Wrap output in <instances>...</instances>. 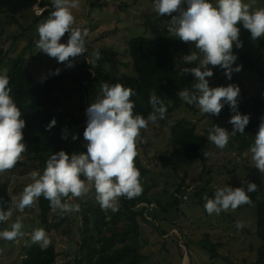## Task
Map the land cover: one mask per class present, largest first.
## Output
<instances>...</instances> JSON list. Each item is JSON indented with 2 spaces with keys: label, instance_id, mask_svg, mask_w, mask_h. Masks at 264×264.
<instances>
[{
  "label": "rangeland",
  "instance_id": "rangeland-1",
  "mask_svg": "<svg viewBox=\"0 0 264 264\" xmlns=\"http://www.w3.org/2000/svg\"><path fill=\"white\" fill-rule=\"evenodd\" d=\"M41 1L0 0V57H5L0 73L7 69L10 76L18 57L22 55L37 86L48 77L58 80L78 74L80 68L85 66L92 73L101 70L117 78L129 77L130 83H135L139 77L134 76L131 71L128 42L138 37L155 39L175 35L168 31L171 16H159L155 13L153 0H80V7L73 10L76 19L74 26L89 30L86 38L87 51L72 60L74 66L69 68L67 62L59 63L55 58L39 52L35 46V41L39 38L37 26L51 14L49 12L44 16L40 15L45 9L41 8ZM45 1L52 4V0ZM212 2L215 3V0ZM244 2L252 5L253 10L264 7V0ZM68 38L69 34L66 33L60 42L66 44ZM257 40L250 37L248 49H255ZM190 46L192 51H196L194 45ZM96 51L100 52L101 58L98 61L93 55ZM256 54L254 53L255 57ZM238 65L241 64L235 62L232 67ZM256 67L257 70L254 71L242 68L238 73L233 72L231 80L223 71L220 80L209 79L210 87L236 84L241 90L264 100V62ZM56 69H60L59 75H50ZM66 83L73 86L71 78ZM192 89L190 93L199 95L194 87ZM100 96L102 90L98 83L87 89L86 98L74 95L70 103L71 114H80L81 106L88 108ZM181 101L186 103L182 98ZM193 107L197 110L196 113L181 107L165 123L173 125L184 119L195 125L197 133L205 139L208 146L209 155L204 162L182 158L179 150L170 142L169 126L161 124L160 120L149 124L143 132V143L138 146V157L149 171L148 197L152 206L145 215L148 221L154 220L153 215L156 218V221L149 224L140 222L139 249L144 257L142 264H256V250L260 245L255 236L257 205L264 199V193L250 205H242L235 211L229 210L219 215L206 213L203 196L206 194L212 197L216 188L225 185L233 188L245 187L246 190V182L255 183L258 189H264V174L254 167L251 153L246 151L240 154L237 145L231 140L223 150L209 142L208 130L214 125L228 130L227 124L222 120L203 118L204 114L199 108L195 105ZM77 131L73 129L71 136ZM76 141L86 153L84 138ZM25 144L27 152L23 154V160L14 169L0 174V186L6 185L12 201L14 197H19L26 185L33 182L30 173L39 171L37 164L26 159L28 153H34L33 145ZM177 189L180 192L176 195L179 201L174 204L172 196ZM251 194L248 193L249 196ZM71 202L79 204L80 211L68 215L67 220L61 222L58 228H46L42 225L37 203L26 208L24 213L14 209L12 217L7 223H2L0 230L9 228L16 217L21 216L25 236L14 242L0 240V264H20L22 247L34 244L31 232L40 227L48 233L52 241L50 246L57 253L55 264H70L79 258L81 235L78 227L82 221L81 211L87 213V217L91 219L92 212L102 213L108 219L114 213L100 209L94 189L83 199H74ZM163 207L167 209L162 211ZM94 220L100 221V216L95 215ZM238 221L244 224L242 229L236 227ZM90 227V232L94 234L93 225ZM160 231L164 233L161 234ZM203 241L215 245L220 258L211 259L209 253L200 247Z\"/></svg>",
  "mask_w": 264,
  "mask_h": 264
},
{
  "label": "clouds",
  "instance_id": "clouds-1",
  "mask_svg": "<svg viewBox=\"0 0 264 264\" xmlns=\"http://www.w3.org/2000/svg\"><path fill=\"white\" fill-rule=\"evenodd\" d=\"M52 6L54 10L37 26L39 38L35 46L39 52L55 58L59 63L67 62V67L71 68L74 66L72 60L87 51L89 30L74 26L73 10L80 7V0H52ZM152 6L159 16H171L169 32L196 49L182 58L185 64L197 66L185 67L181 74L194 76L196 83L193 87L199 95L190 93L188 89L180 90L177 95L187 104L197 106L203 114L218 117L226 104L231 109L232 115L227 121L232 125L231 132L218 125L208 130V141L223 150L237 133L244 134L250 115L238 111L241 91L238 85L210 87L207 78H211L214 72L209 65L224 69L229 80L233 72L242 70V65L232 67L238 58L233 53V47H243L241 26L253 40L264 37V7L253 10L252 5L244 0H215V3L212 0H153ZM66 33L69 34L67 43H61ZM93 55L97 61L101 58L99 51ZM59 73L60 69H56L50 75ZM100 87L102 96L97 97L85 111L87 120L83 138L86 153L73 152L69 155L60 150L52 154L42 173H30L33 182L23 188L18 198L14 197L12 203L0 198V223H7L14 209L24 213L41 197L49 202L52 212L63 216L79 212V204L70 201L83 199L93 189L100 209L113 213L119 211L122 197L132 200L143 193L141 172L135 163L140 155L138 146L143 143L142 130H146L150 123L165 119L167 107L153 92L149 97L152 111L145 118L134 112L133 89L120 83H102ZM12 91L7 69H4L0 73V174L14 169L27 152L23 142L26 122L21 118L23 113ZM55 124L53 119L46 130L50 131ZM61 138L67 139V136ZM72 139L75 141L78 136L73 135ZM249 152L254 167L264 174V119ZM203 154L205 157L209 155L207 152ZM246 183V190L245 187L225 185L216 188L212 197L205 194L206 213L219 215L235 211L242 205H250L252 200L248 193L258 191V186ZM236 227L242 229L244 224L238 221ZM23 228L22 217L17 216L9 228L0 230V240L18 241L25 236ZM31 240L42 249L52 243L42 227L33 229Z\"/></svg>",
  "mask_w": 264,
  "mask_h": 264
},
{
  "label": "trees",
  "instance_id": "trees-1",
  "mask_svg": "<svg viewBox=\"0 0 264 264\" xmlns=\"http://www.w3.org/2000/svg\"><path fill=\"white\" fill-rule=\"evenodd\" d=\"M30 1L34 2L35 0ZM40 6L45 8L40 14L41 16L54 10L52 4L45 0L40 2ZM250 37L251 34L241 26L240 40L243 42V47L238 49L234 46L233 53L238 57L236 62L240 63L244 70L254 71L257 70V64L264 62V37L257 40L255 49H248ZM127 50L132 74L139 77L135 83H130L129 77L117 78L101 70L92 73L90 68L85 66L83 69L80 68L81 71L78 74L68 75L58 80L48 77L37 86L27 61L22 55L18 57L9 76L10 87L13 89L12 96L23 113L21 118L26 122V127L23 129V142L34 147V153H28L26 159L37 164L39 172H43L47 159L60 150H64L69 155L73 152H83V148L76 140L72 139L71 132L73 129L78 130L75 135L78 138L83 137L86 128L85 111L87 107L81 106L80 114L75 115L71 114L70 103L74 95L86 98L87 89L96 83L100 85L102 83L109 85L120 83L133 89L135 95L131 99L135 102L134 112L145 118L152 111L149 97L151 93L155 92L167 107L166 118L160 121L161 124L169 126L172 145L179 150L181 157L185 160L204 162L206 157L203 153L208 151V146L205 139L197 133L196 126L184 119L173 125L165 123V120L181 107H186L193 113L197 111L193 105L183 103L177 95L183 89H188L191 92L194 83H196L191 74H181L183 68L197 66L196 64H185L182 58L184 55L190 54L192 50L190 44L180 41L176 35L155 39L138 37L128 42ZM254 53H257L256 57ZM4 58L0 57V72L5 62ZM209 68L214 72V75L207 79L220 80V75L225 70L219 66L213 68L209 65ZM68 78H71L73 86L67 85ZM238 111L241 114L250 115V122L245 128L244 134L237 133L230 139L237 145V151L242 154L249 151L250 146L254 143L258 127L264 119V100L241 90L238 98ZM231 115V109L226 104L218 117L204 114L203 118L222 120L227 124L228 131L231 132L232 125L227 123ZM53 119L56 120L55 126L50 131L46 130V126ZM143 132L144 130H142V136ZM64 135L67 136V139L61 138ZM135 163L141 172L143 193L132 200L122 197L119 211L111 215L109 219L99 213V210L97 212L99 214L92 212V219L87 217V213L81 211L82 221L78 227L81 235L80 257L74 259L72 264H142L144 257L139 249L140 222L149 224L156 221V218L153 215L154 220L148 221L145 215L147 209L152 206L148 197L149 171L144 167L139 157L136 158ZM179 193V189H177L175 195L172 196L174 204L179 201V198L176 197ZM263 193L264 189H258L251 194V200L255 201ZM197 197L200 200L199 195ZM0 198L4 202L12 203L6 185L0 186ZM37 207L40 211L42 225L46 228L51 226L58 228L61 222L66 221V217L70 215L62 216L52 212L49 202L43 197L37 201ZM166 209L167 207H163L162 211ZM88 210L92 211L91 208ZM95 215L100 216V221L94 220ZM90 225H93L94 234L90 232ZM1 226L2 223H0V228ZM157 230L159 231V229ZM160 233L164 232L160 231ZM255 236L260 242L256 250V264H264V199L257 205ZM200 247L209 253L211 259L220 258L215 245L209 241L201 242ZM21 254L20 264H55L57 258L53 247L42 249L38 244L22 247Z\"/></svg>",
  "mask_w": 264,
  "mask_h": 264
}]
</instances>
